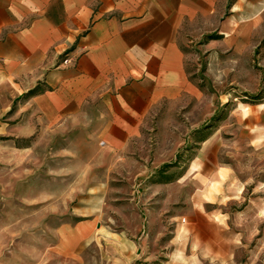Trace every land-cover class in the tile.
<instances>
[{
    "label": "rangeland",
    "instance_id": "374dc122",
    "mask_svg": "<svg viewBox=\"0 0 264 264\" xmlns=\"http://www.w3.org/2000/svg\"><path fill=\"white\" fill-rule=\"evenodd\" d=\"M206 41L188 45L197 95L159 108L122 154L87 124H41L0 86V264H107L126 258L117 237L134 264H264V150L234 134L238 109L264 98V38L224 74L212 61L208 74ZM94 209L101 236L60 255L61 229Z\"/></svg>",
    "mask_w": 264,
    "mask_h": 264
},
{
    "label": "crops",
    "instance_id": "0c3cea01",
    "mask_svg": "<svg viewBox=\"0 0 264 264\" xmlns=\"http://www.w3.org/2000/svg\"><path fill=\"white\" fill-rule=\"evenodd\" d=\"M204 37L208 74L212 62L224 74L225 60L237 73L244 47L264 38V0H0V86L24 96L41 124H87L105 155L122 154L159 108L197 95L188 45ZM238 115L234 134L264 150V98ZM97 214L61 229L60 255L101 236ZM110 241L127 254L107 264H134L128 244Z\"/></svg>",
    "mask_w": 264,
    "mask_h": 264
},
{
    "label": "built area",
    "instance_id": "2783aa9c",
    "mask_svg": "<svg viewBox=\"0 0 264 264\" xmlns=\"http://www.w3.org/2000/svg\"><path fill=\"white\" fill-rule=\"evenodd\" d=\"M68 62H69L68 60H64V61H63L64 64H67Z\"/></svg>",
    "mask_w": 264,
    "mask_h": 264
},
{
    "label": "trees",
    "instance_id": "16d2710c",
    "mask_svg": "<svg viewBox=\"0 0 264 264\" xmlns=\"http://www.w3.org/2000/svg\"><path fill=\"white\" fill-rule=\"evenodd\" d=\"M210 38H214V37H210ZM31 94V93H30Z\"/></svg>",
    "mask_w": 264,
    "mask_h": 264
}]
</instances>
